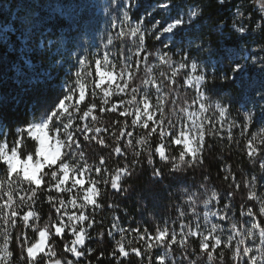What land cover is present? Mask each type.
Instances as JSON below:
<instances>
[{
  "label": "snow or ice",
  "instance_id": "obj_1",
  "mask_svg": "<svg viewBox=\"0 0 264 264\" xmlns=\"http://www.w3.org/2000/svg\"><path fill=\"white\" fill-rule=\"evenodd\" d=\"M225 3L227 0H216L217 5ZM143 6L142 0H109V8L106 9L109 14V27L117 31L115 35L106 31L105 49L97 47L98 58L94 60L73 51L83 47L81 34L86 31L83 26H78L76 36L68 37L69 47L61 50L54 46L55 42L52 40L44 42L46 25L40 22L38 31L41 43L37 51L49 56L53 64L61 63L55 60L56 56L64 57V62L69 63H72L74 58L72 68L75 71L70 70L61 85L62 91L39 116L34 111L32 119L18 124L15 129L0 120V167L4 169V175L0 178V225L5 226L2 227L0 264H81L82 258L95 252L86 245V240L91 239L89 229H93L98 223L95 214L97 209L104 207L100 201L108 191L107 186L110 185V189L115 192L127 193L128 189L122 187V178H130L136 167L145 161L152 167L151 176L154 183L163 180L165 175L182 179V173L203 166L205 149L210 147L207 138L219 136L225 124L228 127L229 147L234 143L250 161L258 160L261 172L264 173V55L257 57L241 46L238 54L225 49L224 55L217 62L219 68L202 63L191 56L192 46L194 45L197 51L211 52V40L207 41L209 47L205 49L203 36L188 34L200 32V21L204 16L203 5L188 4L187 0H156L144 16L134 19L133 10ZM253 6L260 13L255 28L250 30L245 23V20L250 21L251 13L246 14L241 7H237L231 25L221 21L209 36L216 32L221 36L235 33L240 40H244L250 32L257 29L264 32V0H255ZM155 15H160L161 18L155 19ZM145 16L153 20L146 24ZM225 28L230 31L225 33ZM181 33L187 37L188 46L177 48L175 45L178 42L175 38ZM129 36L138 40L137 51L133 55H125L121 51L122 59L113 63L108 51L109 46H112L114 41L123 46ZM149 38L159 42L162 48H157L154 52L149 51L146 46V39ZM172 48H175V52L171 51ZM260 51L264 52V45H261ZM173 55H180V59L174 61ZM225 59L228 63H224ZM150 60L153 62L149 63ZM93 65L95 77L98 79L93 77ZM141 65L142 87L132 86L137 73L141 72ZM158 65L167 66L170 72L159 71L156 75ZM105 67L111 71H103ZM254 68L257 75L252 74L251 70ZM32 71L47 80L46 69L33 68ZM114 73L118 77L117 83H113ZM106 75L109 78L108 87H102ZM89 80L92 82L90 89ZM217 80L237 84L242 90L241 109L236 110V116L232 115V97L214 99V84ZM183 85L191 86L195 90L190 101H182L179 108L180 113H187V117H181L179 125L173 121H167L166 124L162 118L164 107L169 103L177 104L174 93ZM110 88L115 91H110ZM86 91L93 98L102 93V99L99 101L100 112L119 113V116L124 118L122 123L119 120L114 122L119 126V132L112 133L116 137V146L112 152L124 158L122 166L110 169L107 167L108 157L104 155L99 156L97 163L90 164L81 150L78 137H83L85 141L95 140L99 145L109 147L105 138L100 136L102 131H108L107 127L93 128L88 123L83 126L73 125V120L77 118L74 113L81 112ZM129 96L130 98L126 99ZM97 104L95 100L88 103L79 120L92 116ZM109 104L110 107H104ZM157 111L160 112L161 118L154 119ZM137 128L144 130V135L139 138L134 136ZM234 128L240 130L243 145L239 139H234ZM49 132L54 134L55 146H49V155L45 156V137ZM90 133L92 135H89ZM9 136L12 137L11 141ZM28 143H32V151H28ZM129 148L134 149V158L130 163L127 161ZM157 157L160 162L168 165L167 173L156 167ZM21 158L22 167L18 170L17 161ZM45 166L47 171H43ZM221 167L227 173L224 180H231L228 188L232 190L222 197L213 189L202 200L205 208L214 201L218 204L220 199L225 200L222 208L203 213V225L198 217L194 225L190 220L185 222L186 213L183 208L179 210L178 229L173 226L176 221L170 225L165 219L157 225L154 232H150L147 227L142 230L140 227H120L119 218L113 216L112 230L106 233L114 241L113 250L109 255L116 259L118 264H123L124 259L132 255L140 258L141 264L147 256L149 264H152L151 251L163 246L168 251L157 256L155 260L156 264H167L168 255L174 245L186 248L189 239L196 238L201 254H206L210 262L213 261L216 249L220 248L221 261L224 259V250L227 249L232 251V258L237 264L240 261H243V264H264V222L260 219L264 218V193L257 191L258 181L264 179V176L252 173L245 178L247 199L258 201L259 207L258 210H253L251 207L246 208L242 203L239 215L246 219L237 220L232 208L235 206V193L241 189V183L237 181L236 173L232 171L230 164L222 163ZM208 179V176H204V181L196 191L184 190V204L194 216L197 215L194 205L198 197L202 193H209ZM20 192L24 195H19ZM44 195L47 196L50 219L40 227L35 222L41 220L37 207L42 203L41 197ZM107 207L113 208L116 205L108 204ZM53 215L55 219H51ZM210 217H218L221 222L227 221V233L223 223L211 222ZM6 226L20 228V231L10 234ZM24 229H31L33 235L30 237ZM116 233H119L120 239H115ZM127 233L134 234L135 238L143 242V247H133L132 241L126 245L124 239ZM98 235L103 237L105 232L101 231ZM56 241L63 246L60 252L57 251L59 245ZM10 245H15L19 250L18 255ZM103 256L104 253L101 252L97 261ZM185 259L187 264H198L197 260L187 256Z\"/></svg>",
  "mask_w": 264,
  "mask_h": 264
},
{
  "label": "trees",
  "instance_id": "obj_2",
  "mask_svg": "<svg viewBox=\"0 0 264 264\" xmlns=\"http://www.w3.org/2000/svg\"><path fill=\"white\" fill-rule=\"evenodd\" d=\"M155 2L156 0H145L142 2L144 6L133 11V18H141L142 14L146 10H150L151 5ZM187 3H200L204 6V16L200 21V32L188 34L189 36L197 34L203 36L205 39V49L209 47L207 41L211 40L210 47L212 51H208V54L206 50L197 51L195 46H192L190 54L199 61L206 57V63L216 65L219 68L217 62L224 55L225 49L230 51V49H239L242 46L249 51L253 46H257L260 49L261 45H264V32H261L260 29L250 32L244 40H240L235 33L221 36L219 32H216L209 36V33L213 32L219 22L224 21L228 25H231L233 13L237 7H241L246 14L251 13L250 21L245 20V23L250 30L255 28L256 23L260 19V13L253 6V0H227V3L224 5H217L216 0H187ZM108 15V12L100 9L98 2L94 0H0V120L5 121L7 125L15 129L18 124L32 119L34 111L39 116L44 108L51 104L62 91L61 85H63L65 79L68 77L70 70L75 71L72 68L74 58L72 63H69L64 62V57L56 56L55 60L61 63L53 64L49 56L42 55L37 51L41 43V35L38 31L41 21L46 25L44 42L52 40L55 42L54 46L59 47L61 50L69 47L68 37L76 36L78 26H83L86 29L81 34L83 47L73 49V51H76L78 55L88 56L90 60H94L98 58L96 56L97 47L101 50L105 49L106 31H111L114 35L117 31L109 27ZM144 18L146 24L148 21L153 20L151 17L145 16ZM160 18V15H155V19ZM148 26L150 27V24ZM223 31L228 33L230 29L225 28ZM175 39L178 42L175 47L188 46V39L184 33H181ZM126 41L123 46L117 41H114V44L109 46L108 51L111 54L110 58L113 63H117L122 59L121 51L125 55H133L137 51L138 40L136 38L129 36L126 38ZM180 41H183V43H180ZM146 46L151 52H154L157 48H162L159 42L150 38L146 39ZM171 51L175 52V48H172ZM259 54L260 56L264 55V52L259 50ZM133 59H135V56H133ZM172 59L178 61L180 55H173ZM152 62L150 60L149 63ZM224 63H228L227 59L224 60ZM33 68L46 69L48 74L47 80L42 75H37L33 72ZM210 70L212 69L210 68ZM159 71L170 72L167 66L159 67L158 65L155 74L158 75ZM93 77L98 79V77H95L94 65ZM142 77L143 65H141V72L137 73V78L132 83V86L142 87L140 83ZM177 79L179 81V77ZM91 83V80H89V89L91 88ZM102 87L108 86L103 84ZM214 89L216 94L214 99L219 97L225 99L227 97L233 98L232 115L236 116V110L241 109L240 105L242 103V90L240 87L237 84L217 80L214 84ZM97 91L100 92L99 89ZM152 91L154 92V89ZM194 92L195 90L188 85L178 87V90L174 93L178 101L177 104H166L163 110L162 118L166 124L167 121L177 123L178 118L183 114L179 111V108L182 106L181 102L184 100L190 101V98L194 96ZM128 98L130 96L126 97V99ZM101 99L102 93L93 98L86 91V99L81 104V112L74 113L77 118L73 120V125L79 124L83 126V124L88 123L93 128H108L107 132L102 131L100 134L108 143L109 147L107 148L99 145L95 140L85 141L83 137L78 138L81 141V150L84 152L88 163H97L99 156L104 155L108 157L107 167L112 169L122 166L125 162L123 157L117 156L112 152V149L116 146V137L112 133L119 132V126L114 122L119 120L122 123L124 118L120 117L119 113L100 112L99 107L101 105L99 101ZM113 99L116 98L113 97ZM93 100L98 102L97 109L93 110L92 116L85 118V120H79V116L86 110L85 106ZM104 107H110V104ZM92 117H95V119ZM159 118H161V114L158 111L154 119ZM227 131L228 127L226 125L221 130L219 136L207 138V144L210 147H206L205 149L203 166L189 169L187 172L182 173V179H178L174 175H165L163 180L154 183L151 176L152 167L148 166L145 161L142 165L136 167L134 174L130 178H122V187L128 189L127 193L115 192L110 189V185L107 186L108 191L100 201L104 207L103 209H97L95 214V219L98 223L94 225L93 229H89L91 239L86 240V245L94 249L95 252L82 258L81 264H118V261L109 255L113 250L114 241L106 235L109 230H112L113 216L119 218L118 224L120 227H140L141 230L147 227L150 232H154L157 225L161 224L165 219L168 220L170 225H172L173 221H176V224L173 226L178 229L180 223V219L178 218L179 210L183 208L186 213L184 217L185 222L190 220L194 225L198 217L202 224L204 222L203 213L205 211H216L218 208H222L225 203L224 199H220L218 204L214 201L208 208H205L202 200L213 189L222 197L229 190H232L228 188L231 180H224V176L227 173L222 170V163L231 165L232 171L236 173L237 181L241 183V189L235 193V206L232 208V213L236 219H246L241 218L239 215L242 203L246 208L251 207L253 210H258V201L247 199L244 180L252 173L258 176H264V173L261 172L258 160L256 162L250 161L241 149L236 148L234 143L229 147ZM232 134L234 139H239L240 144L243 145L244 140L240 138V130L234 128ZM89 135L92 134L90 133ZM143 135V129L137 128L135 130V138ZM8 139L11 141L12 137L9 136ZM26 147L28 151L33 150L32 143H28ZM133 151V148L128 149L127 161L129 163L134 158L132 155ZM110 153L111 155H109ZM156 167L162 168L167 173L168 165L160 162L158 157ZM47 170L45 166L43 171ZM3 175L4 169L0 167V178ZM204 176H208L209 178L207 181L209 193H202L198 197L194 205L197 215L194 216L190 208L184 204V190L196 191L197 187L204 181ZM262 180L258 181V185ZM85 181H87V177H85ZM13 187L15 186L13 185ZM19 195H24V193L20 192ZM41 201L42 203L37 207L41 220L35 222L40 227L50 219L47 196H42ZM108 204L116 205V207L109 208L107 207ZM51 219H55V216L53 215ZM260 219L264 222V218ZM223 223L228 225L227 221ZM2 227L5 226L0 225V243H2L3 237ZM6 227L10 234L20 231V228L13 229L11 226ZM24 230L28 232L30 237L33 235L31 229ZM101 231L105 232V236L100 237L98 235ZM38 238L37 234L36 239ZM115 239H120L119 233L115 234ZM129 241H132L133 247H143V242L135 238L132 233L125 235L124 243L127 245ZM56 243L59 245L57 251L60 252L63 246L59 244V241H56ZM9 247L17 255L19 254V250L15 245H10ZM193 250L195 254H193ZM166 251L168 250L163 246L154 248L150 253L152 264H156L155 258ZM101 252L104 253V256L97 261V257ZM185 256L189 259L197 260L198 264H237V261L232 258V251L227 249L224 250V259L221 261L220 248L216 249L213 261H208L207 255L201 254L199 241L196 238H190L186 248L174 245L168 255L167 264H187ZM123 264H141V259L132 255L124 259ZM143 264H149L147 256L143 258ZM239 264H243V261H240Z\"/></svg>",
  "mask_w": 264,
  "mask_h": 264
},
{
  "label": "rangeland",
  "instance_id": "obj_3",
  "mask_svg": "<svg viewBox=\"0 0 264 264\" xmlns=\"http://www.w3.org/2000/svg\"><path fill=\"white\" fill-rule=\"evenodd\" d=\"M95 2H98V4H99V8L100 9H103L105 12H106V9H108L109 8V0H94ZM145 0H142V2H144ZM253 2H254V4H255V0H253ZM134 10H136V9H134ZM133 10V11H134ZM144 14L145 13H143L142 14V16H144ZM113 35H114V33H113ZM167 35V34H166ZM259 47H257V46H253V47H251V49L249 50L250 52H251V54L252 55H255V56H260V54H259ZM238 51H239V49H230V52L231 53H233V54H238ZM206 53L208 54V51H206ZM206 58V57H205ZM205 58H203L200 62H202V63H205V64H208V63H206V59ZM258 67V66H257ZM103 71H105V72H109V71H111V69L110 68H108V67H105L104 69H103ZM252 71V74L253 75H257V73H256V70H255V68L254 69H252L251 70ZM108 76L106 75L105 77H104V80H105V83H104V85H107L108 86ZM117 82H119L118 81V77L116 76V74L114 73L113 74V83H117ZM110 90H115L114 88H110ZM240 107H241V105H240ZM158 112V111H157ZM156 112V113H157ZM156 113H155V115H156ZM209 115H211V113H209ZM181 117H187V113L185 112V113H183V114H181V116L178 118V121H177V124L179 125L180 124V122H181ZM154 118H155V116H154ZM197 120H199V116H197ZM205 123H207V121L205 122ZM227 124H225V126H226ZM45 144H46V148H45V152H44V155L45 156H48L49 155V146H51V147H54L55 146V139H54V134H50V133H48V135L45 137ZM62 150L63 149H61V154H62ZM22 167V158H21V160H18L17 161V169L19 170L20 168ZM39 173V172H38ZM37 173V174H38ZM257 191L258 192H260V193H264V179L260 182V184L258 185V187H257ZM210 220H211V222H217V223H223V222H220V220H219V218L218 217H210ZM204 223V222H203ZM203 223H202V225H203ZM223 226H224V228H225V230H226V233H227V230H228V225H226L225 223H223Z\"/></svg>",
  "mask_w": 264,
  "mask_h": 264
}]
</instances>
